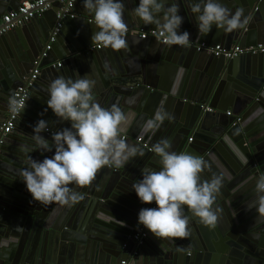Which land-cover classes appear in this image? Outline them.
<instances>
[{
	"label": "water",
	"instance_id": "obj_1",
	"mask_svg": "<svg viewBox=\"0 0 264 264\" xmlns=\"http://www.w3.org/2000/svg\"><path fill=\"white\" fill-rule=\"evenodd\" d=\"M190 2L176 0L183 18L181 31H188L195 43L221 44L226 49L264 45V0H222L233 12L236 8L244 9L249 17L246 29L224 33L213 27L204 37L198 34ZM123 3L127 28L154 30L153 25H144L131 15L138 0H123ZM16 8L10 0H0V17ZM58 12L59 9L54 14L47 11L37 21L20 27L25 33L33 27L38 30L36 23L39 24L36 36L26 41L22 38L17 41L11 32L0 37V55L10 59L12 65L11 70L7 68L0 74V127L9 114V99L15 89L25 84L37 62L41 70L30 88L26 107L20 111L16 132L7 136L0 148V264H122L123 261L126 264H264V216L252 206L255 179L264 175V53L244 54L233 60L207 58L194 48L162 45L132 35H125L127 49L98 51L92 49L90 38L96 28L87 11L80 15V21L69 17L60 21L62 29L56 43L47 57L42 58L59 22ZM65 27L76 31L77 42L64 40ZM20 30H17L19 35ZM59 47L62 54L57 52ZM134 58L148 66V72L138 82L128 80L135 77L138 67ZM86 74L96 81L93 94L102 107H109L114 95V104L135 113L134 124L126 134L127 142L142 147L145 155L126 165L137 162L133 169L125 166L115 173L102 168L92 181L94 187L88 185L80 190L73 185L83 199L72 207L54 202L37 204L20 180L19 172L26 167L27 159L19 148L33 144L32 128L40 119L49 123L50 134L70 127L47 109L48 85L45 84L58 76L75 79ZM115 85L130 87L132 91L129 95L122 94L126 97L121 96ZM201 105L213 108L214 112L204 111ZM231 107L232 116L226 117ZM161 108L171 119H166L154 133L141 134L145 121ZM28 116L32 120L27 133L22 128ZM236 119L240 121L233 125ZM21 133H30L29 142L22 141ZM50 134L42 133L51 143ZM141 137L142 141L137 142ZM161 138L172 142V150L207 161L208 168L201 174L203 179L213 175L209 170L214 169L212 164L222 169L226 177L214 207L219 214L223 212L227 222L215 228L218 242L215 247H205L200 233L173 241H159L150 233L139 247L129 241L141 228L137 223L139 210L152 205L142 204L131 185L142 178L144 167L154 169L157 165L158 170L159 160L150 149ZM31 156L37 161L50 157L37 151ZM92 188L101 192L95 195L90 192ZM186 214L190 227L196 229L198 218L190 212ZM17 226L22 229L17 231ZM48 246L52 249L47 250ZM214 249V256L198 254Z\"/></svg>",
	"mask_w": 264,
	"mask_h": 264
},
{
	"label": "clouds",
	"instance_id": "obj_2",
	"mask_svg": "<svg viewBox=\"0 0 264 264\" xmlns=\"http://www.w3.org/2000/svg\"><path fill=\"white\" fill-rule=\"evenodd\" d=\"M92 15L96 30L91 44L97 48L120 51L127 49V25L124 21L123 0H81ZM198 34L207 36L215 27L224 33L246 29L249 17L243 8L231 11L222 0H191ZM176 0H138L131 15L144 25H153L157 38L168 46H190V34L181 31L183 18ZM96 81L89 75L58 76L47 87V109L56 118L67 121L70 127L51 134V143L42 133L48 131V122L40 119L32 128L31 145H21L27 165L19 172L20 180L30 193L32 201L47 205L57 203L72 207L83 199L75 190L92 183L102 168L120 169L134 158H143L144 149L125 139L135 119V113L123 110L118 104L105 108L96 100L93 89ZM19 102L9 99V109L16 112ZM170 115L158 109L141 128V134L154 133ZM151 152L159 160V168L144 167L141 179L133 182L131 190L143 207L137 214V223L159 241L185 239L190 235L189 216L199 218L210 228L218 221L214 207L217 195L225 183L223 173L202 178L208 163L199 156L172 150V142L161 138L151 145ZM33 151L52 153L42 160H34ZM255 201L252 206L264 216V175L254 184ZM249 208L250 206L247 205ZM17 231L22 227L17 226ZM179 250V249H178Z\"/></svg>",
	"mask_w": 264,
	"mask_h": 264
},
{
	"label": "built area",
	"instance_id": "obj_3",
	"mask_svg": "<svg viewBox=\"0 0 264 264\" xmlns=\"http://www.w3.org/2000/svg\"><path fill=\"white\" fill-rule=\"evenodd\" d=\"M77 0H20V5L18 9L13 10L2 17L0 20V37L10 33L13 30H16L37 17L42 16L45 12L51 10L54 4H58L60 6L59 12L56 15V19L59 21L57 26L51 33L50 39L48 44L46 45L44 52L42 54V58H46L47 54L51 52L52 46L56 43L57 37L59 36L62 24L61 20L64 18H71L74 19L76 15L73 12V8L75 6ZM128 31L125 35H132V36H139L142 40L153 39L156 40L158 43L165 45L161 42L160 39L157 38V33L154 30L149 31H137L135 29L127 28ZM168 46V45H167ZM177 48H184L181 46L173 45ZM188 48H194L197 53H206L215 58H225L226 60H233L238 58L244 54H252V55H259L264 53V45L259 44L256 46L250 47H241V46H233L229 49H226L222 45L218 44H208V43H193L191 41L190 46ZM94 50H103L104 48H97L95 45L92 47ZM58 67H60V63H58ZM40 68L39 62L36 63V67L31 71L30 76L26 79L25 84L17 87L13 93V97L19 102V109L16 112H12L9 109V114L7 119L4 121L2 126L0 127V148L4 144L7 136H9L15 129L16 123L20 114V111L24 109L27 105V102L30 97V88L34 85V83L38 80L40 75ZM201 108L204 109L206 112H214L213 108L204 107L201 105ZM226 115L228 117L232 116L231 112H227ZM240 119H236L233 125H237ZM45 133L50 134V130L46 131ZM141 139H138L137 142H141ZM192 142V139H189ZM108 168V167H107ZM111 169L113 172H118L119 169L115 168H108ZM150 207H156L155 203H153ZM149 232L145 230L142 226L141 228L133 234L129 241L135 244L136 247H139L144 243V241L148 238ZM127 247V243L123 245V249ZM122 264H126L125 261Z\"/></svg>",
	"mask_w": 264,
	"mask_h": 264
},
{
	"label": "crops",
	"instance_id": "obj_4",
	"mask_svg": "<svg viewBox=\"0 0 264 264\" xmlns=\"http://www.w3.org/2000/svg\"><path fill=\"white\" fill-rule=\"evenodd\" d=\"M10 3L14 6V7H17L16 9H18V7H19V5H20V0H10ZM15 9V10H16ZM59 9V5L58 4H54L53 5V7L51 8V10H49V11H52L53 12V14H54V12L55 11H57ZM73 12H74V14L76 15V20H79L80 19V15H83V14H85L87 11L84 9V7H83V4H82V2H76L75 3V6H74V8H73ZM9 13V12H8ZM7 13H5V14H3L1 17H0V20L2 19V17L4 16V15H6ZM40 17H42V16H40ZM37 18H39V17H37ZM37 18H35V20L37 21ZM52 20H54L55 21V16L53 17L52 16V18H51ZM80 21V20H79ZM36 25H37V27H38V30L36 29V28H32V30H29V29H26V31H25V33L22 31V30H20V28H18L17 30H20V35H19V33L17 32V30H13V31H11V34L13 35V37L17 40V41H20L21 40V38L24 40V41H26L27 40V38H32V36H36V34H37V32L40 30V27H39V24L38 23H36ZM65 29V31H64V34L62 35L63 37H64V40L65 41H68V42H70V40H74V41H78L77 39H76V31H74L72 28H68V27H65L64 28ZM140 40H142L141 38H140ZM191 40V39H190ZM193 43H195L193 40H191ZM208 44H210V43H208ZM218 45H221V44H218ZM224 47V46H223ZM1 50V49H0ZM59 54L61 53H63V51H62V48L61 47H59L58 48V51H57ZM2 53V51H0V54ZM202 55L201 56H204V57H211V55H209V54H206V53H201ZM131 59L133 58V56H129ZM135 59V58H134ZM135 62L137 63V69L135 70V77H132V78H130V77H128V78H130V79H128V80H131L132 79V81H136V82H138V81H140V76L142 75V74H144V73H146V72H148V66H147V63L146 62H144V61H142L141 59L138 61V60H136L135 59ZM136 65V64H135ZM11 60L9 59V60H6V59H4L1 55H0V74H3L4 72V70H6L7 68L8 69H10L11 70ZM7 69V70H8ZM12 73L10 72L9 74H7V77H12V75H11ZM114 75V74H113ZM102 82H103V80H102ZM45 85H48V84H45ZM115 89H116V92L117 93H121L120 95L121 96H124V95H129L130 94V92L132 91V89L130 88V87H128V88H126V86H123V88L122 87H120L119 85H115ZM130 88V89H129ZM123 89V90H122ZM116 92H115V95H117L116 94ZM122 94H124V95H122ZM38 96V95H37ZM124 97H126V96H124ZM111 104H110V106L112 105V103L114 104V102H115V97H114V95H113V97H112V99H111ZM234 103H236V102H234ZM237 104V103H236ZM122 109H125L127 112H129V111H132V109H127V108H122ZM228 112H231V113H233V108L231 107V108H229L228 109ZM225 116L226 117H228L226 114H225ZM237 118V117H236ZM30 120H32L29 116L27 117V119H26V121H23V124H24V128H22V131H24V132H27L28 133V129H30V127H31V123L29 122ZM134 121H135V119H134ZM134 121H133V124H134ZM17 126V125H16ZM48 129L51 131L52 130V128L51 127H48ZM14 132H16V129H15V131H13L10 135H12ZM53 133V132H52ZM22 134V133H21ZM30 134V133H29ZM29 134H27V135H23L22 134V138H23V140L22 141H24V139L26 140V141H28L29 142V138L28 137H30V135ZM32 135V134H31ZM50 136H51V134H50ZM125 139L126 140H128L129 138L127 137V135L125 136ZM141 140L143 139V137H141L140 138ZM137 141V140H136ZM136 141L134 140L133 142L136 144ZM195 141V139L193 140V142ZM189 143H192V142H190L189 141ZM132 144V143H131ZM134 145V144H133ZM145 146V145H144ZM13 147H16V146H13ZM145 147H149V146H145ZM16 148H18V147H16ZM37 152H39V151H37ZM48 155H52V153H48ZM136 163L137 162H135L134 164H132V165H128V166H126V167H129V169H133L134 167H136ZM212 166L214 167V169L212 168H209V170H210V172L214 175V174H218V173H223V171H222V169H219V168H217L215 165H213L212 164ZM106 168V170H111V169H108L107 167H105ZM154 169H157V165H156V168H154ZM119 172V171H118ZM96 183V182H95ZM90 185H92L91 187H94V184H90ZM80 190H82L83 189V187H80L79 188ZM90 192H92L93 194H98V193H100V192H97L96 191V189L94 190V188H92V189H90ZM87 194H89V195H92V194H90V193H87ZM93 196V195H92ZM220 211H222V210H220ZM222 214H223V212H222ZM219 214L218 212H217V216H218V223L217 224H221V225H224L226 222H227V218H226V216L223 214ZM198 220H199V218H198ZM217 224H216V226H217ZM189 227H188V229H189V232H190V235L192 234V235H194V234H199L200 233V235H202V237H200V239H202L203 238V240H205V247H208V246H211V247H215L217 244H218V242H217V240L215 239V228H216V226L215 227H212V228H210V227H208V226H205V225H203V224H201V222H200V220H199V223H196V229H192L191 227H190V222H189V225H188ZM215 240V241H214ZM216 244V245H215ZM81 245V244H80ZM79 245V246H80ZM82 246V245H81ZM80 246V247H81ZM223 246V248L225 247V244L224 245H222ZM51 247V249H52V246H48V248H47V250H50L49 248ZM83 247V246H82ZM81 247V248H82ZM114 251V250H113ZM213 253H215V249L212 251V252H208V251H201V252H198V254H201V255H208V254H212L213 256H214V254ZM217 254V253H216Z\"/></svg>",
	"mask_w": 264,
	"mask_h": 264
},
{
	"label": "flooded vegetation",
	"instance_id": "obj_5",
	"mask_svg": "<svg viewBox=\"0 0 264 264\" xmlns=\"http://www.w3.org/2000/svg\"><path fill=\"white\" fill-rule=\"evenodd\" d=\"M149 235H150V233H149ZM147 239H148V238H147ZM147 239H146V240H147Z\"/></svg>",
	"mask_w": 264,
	"mask_h": 264
}]
</instances>
